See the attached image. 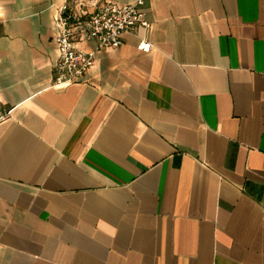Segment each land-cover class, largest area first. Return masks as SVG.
<instances>
[{"label": "crops", "instance_id": "obj_1", "mask_svg": "<svg viewBox=\"0 0 264 264\" xmlns=\"http://www.w3.org/2000/svg\"><path fill=\"white\" fill-rule=\"evenodd\" d=\"M65 1L0 0V264H264V0H144L54 87Z\"/></svg>", "mask_w": 264, "mask_h": 264}, {"label": "built area", "instance_id": "obj_2", "mask_svg": "<svg viewBox=\"0 0 264 264\" xmlns=\"http://www.w3.org/2000/svg\"><path fill=\"white\" fill-rule=\"evenodd\" d=\"M144 0L118 6L108 0H66L57 10L58 34L54 44L59 57L54 68V87L80 83L94 65L96 54L123 45L126 34H136L149 23ZM86 43L92 45L87 50ZM152 44L141 41L137 49L151 51Z\"/></svg>", "mask_w": 264, "mask_h": 264}]
</instances>
